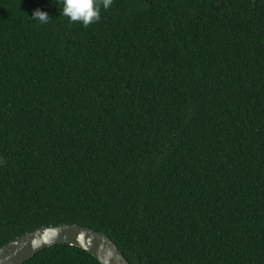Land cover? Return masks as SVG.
<instances>
[{"label":"trees","instance_id":"1","mask_svg":"<svg viewBox=\"0 0 264 264\" xmlns=\"http://www.w3.org/2000/svg\"><path fill=\"white\" fill-rule=\"evenodd\" d=\"M62 8L0 0V247L66 223L130 264H264V0Z\"/></svg>","mask_w":264,"mask_h":264},{"label":"water","instance_id":"2","mask_svg":"<svg viewBox=\"0 0 264 264\" xmlns=\"http://www.w3.org/2000/svg\"><path fill=\"white\" fill-rule=\"evenodd\" d=\"M69 244L87 251L100 264H130L106 234L86 226H41L0 247V264H22L43 248Z\"/></svg>","mask_w":264,"mask_h":264},{"label":"clouds","instance_id":"3","mask_svg":"<svg viewBox=\"0 0 264 264\" xmlns=\"http://www.w3.org/2000/svg\"><path fill=\"white\" fill-rule=\"evenodd\" d=\"M63 4L62 14L67 17L70 23L80 22L84 27L100 20L101 6L106 10L110 8L113 0H61ZM32 19L47 23L49 20L46 12L35 10ZM0 163H4L0 160Z\"/></svg>","mask_w":264,"mask_h":264}]
</instances>
